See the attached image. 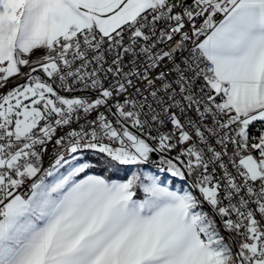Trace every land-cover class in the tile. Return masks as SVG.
Here are the masks:
<instances>
[{
    "label": "snow or ice",
    "instance_id": "6c2138e0",
    "mask_svg": "<svg viewBox=\"0 0 264 264\" xmlns=\"http://www.w3.org/2000/svg\"><path fill=\"white\" fill-rule=\"evenodd\" d=\"M0 264H264V0H0Z\"/></svg>",
    "mask_w": 264,
    "mask_h": 264
}]
</instances>
